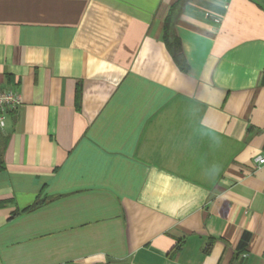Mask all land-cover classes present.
Listing matches in <instances>:
<instances>
[{"label": "crops", "instance_id": "0c3cea01", "mask_svg": "<svg viewBox=\"0 0 264 264\" xmlns=\"http://www.w3.org/2000/svg\"><path fill=\"white\" fill-rule=\"evenodd\" d=\"M8 89L0 264H264L259 0H0Z\"/></svg>", "mask_w": 264, "mask_h": 264}, {"label": "built area", "instance_id": "2783aa9c", "mask_svg": "<svg viewBox=\"0 0 264 264\" xmlns=\"http://www.w3.org/2000/svg\"><path fill=\"white\" fill-rule=\"evenodd\" d=\"M264 5V0H259ZM21 104L20 95L13 90L0 91V128L4 125V116L7 112L14 111ZM257 165L264 164V157L257 156L254 159Z\"/></svg>", "mask_w": 264, "mask_h": 264}, {"label": "trees", "instance_id": "16d2710c", "mask_svg": "<svg viewBox=\"0 0 264 264\" xmlns=\"http://www.w3.org/2000/svg\"><path fill=\"white\" fill-rule=\"evenodd\" d=\"M170 15L168 14V16L166 17V20L164 22V28H163L164 41H165V44H166V47H167L168 51L172 55L171 57H173L175 63L182 70H185L184 64H183V57H182V54H181V51H180V46H179L178 40L176 38H173L172 41L170 42V39H169ZM1 168L2 167L0 166V169ZM44 202H45L44 200H36V202H34V204L31 207L27 208L25 211L26 212L33 211V210L41 207L44 204Z\"/></svg>", "mask_w": 264, "mask_h": 264}]
</instances>
